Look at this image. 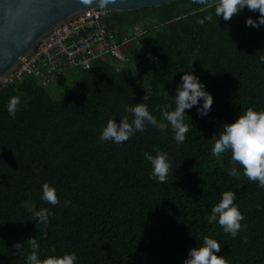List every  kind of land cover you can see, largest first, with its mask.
<instances>
[{
  "label": "trees",
  "instance_id": "1",
  "mask_svg": "<svg viewBox=\"0 0 264 264\" xmlns=\"http://www.w3.org/2000/svg\"><path fill=\"white\" fill-rule=\"evenodd\" d=\"M207 14L213 20L198 24ZM248 17L259 13L245 8L226 22L191 0L114 11L108 22L119 39L140 22L147 28L127 62L96 59L50 85L29 71L0 86V264H25L28 238L37 240L41 259L75 252L77 264H183L204 237L221 243L228 264H264V188L239 165L237 177L227 174L230 152L212 154L223 122L264 109V26H246ZM181 71H192L213 95L207 116L186 110L184 143L170 125L166 135L149 126L122 145L100 142L125 105L143 102L161 119ZM12 96L21 97L15 116L6 108ZM154 149L171 162L166 183L149 179L144 153ZM45 182L58 205L41 199ZM224 191L236 193L244 216L235 238L207 222ZM42 209L51 213L46 224L37 221ZM22 241L23 254L14 247Z\"/></svg>",
  "mask_w": 264,
  "mask_h": 264
},
{
  "label": "clouds",
  "instance_id": "2",
  "mask_svg": "<svg viewBox=\"0 0 264 264\" xmlns=\"http://www.w3.org/2000/svg\"><path fill=\"white\" fill-rule=\"evenodd\" d=\"M195 5L201 6V10L207 11L209 7L214 8L215 16L229 21L234 14L241 13L245 8L252 12H258V19L248 17L246 26L259 28L264 26V0H191ZM211 14L204 15L197 21L204 25L211 22ZM258 63L264 64V55L259 56ZM121 71L120 68L116 69ZM179 83L176 85L174 94L171 95V103L162 106L159 111L161 119H158L145 103H134L133 105L123 106V113L120 120L109 118L103 126L99 140L100 142H112L122 145L136 135L151 126L167 134L169 125L173 132V139L177 144H182L186 140V135L190 129L185 123L186 110L193 107L197 109L198 115L207 116L212 109L213 95L207 90L200 78L191 72L181 71ZM21 103L20 96H12L7 103V111L10 116H15L18 105ZM188 115V114H187ZM214 144L212 154L220 157L224 153H231L229 161L230 168L227 174L237 177L240 171L239 165L243 170V175L252 182H256L259 188H264V109H244L239 116L232 122H223L220 125L218 135L213 136ZM155 155L150 152L144 153L145 160L149 163L151 171L149 179L158 183H166L171 162L168 154L154 149ZM41 199L46 203L56 206L59 198L56 190L49 183L45 182L41 188ZM236 193L224 191L219 202L212 208L207 216L209 224L218 223L224 233L230 234L235 238L242 232L245 225H242L244 216L235 203ZM70 202L66 201L67 206ZM48 209H42L39 213L38 223H47L50 215ZM31 252L26 256L25 264H77L78 257L75 252H65L62 255L55 253L41 259L39 255L40 245L35 238H28ZM246 243V238L243 241ZM15 250L23 254L24 244L17 242ZM221 243L211 237H204L200 244L189 249L183 264H228L225 256L219 255Z\"/></svg>",
  "mask_w": 264,
  "mask_h": 264
},
{
  "label": "built area",
  "instance_id": "3",
  "mask_svg": "<svg viewBox=\"0 0 264 264\" xmlns=\"http://www.w3.org/2000/svg\"><path fill=\"white\" fill-rule=\"evenodd\" d=\"M110 13L107 8H89L53 29L31 55L20 58L18 67L5 84L22 79L30 71L43 85H50L64 76L69 68L89 69L96 59L113 58L127 62L131 46L139 42L147 28L140 22L130 35L119 39L109 27Z\"/></svg>",
  "mask_w": 264,
  "mask_h": 264
},
{
  "label": "water",
  "instance_id": "4",
  "mask_svg": "<svg viewBox=\"0 0 264 264\" xmlns=\"http://www.w3.org/2000/svg\"><path fill=\"white\" fill-rule=\"evenodd\" d=\"M175 0H0V86L22 56L31 55L53 29L89 8L130 11Z\"/></svg>",
  "mask_w": 264,
  "mask_h": 264
}]
</instances>
